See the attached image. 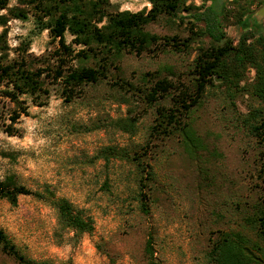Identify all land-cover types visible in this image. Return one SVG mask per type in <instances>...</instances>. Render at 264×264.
Segmentation results:
<instances>
[{
	"label": "rangeland",
	"instance_id": "1",
	"mask_svg": "<svg viewBox=\"0 0 264 264\" xmlns=\"http://www.w3.org/2000/svg\"><path fill=\"white\" fill-rule=\"evenodd\" d=\"M24 1L8 2L9 8L25 9L28 17H10L0 25V34L5 30L0 63L23 62L33 70L52 67L57 42L47 29H37ZM108 1L112 10L150 7L148 0ZM182 1L200 9L216 4L222 15L243 6L240 21L231 14L223 19L233 44L245 31L264 35V17L255 14L263 3L259 0ZM195 10L181 6L176 17L162 14L145 26L157 35H176L186 47L160 43L139 54L123 53L108 66L106 79L83 85L70 101L64 100L59 80L42 73L49 93L33 99L18 96L28 112L14 123L17 134L4 130L18 104L1 92L8 86L0 83V180L11 175L37 191L48 185L55 196L67 198L93 219V229L73 239L72 231L59 230L56 209L47 200L20 194L11 204L0 197V228L26 256L53 264H146L144 244L151 234L161 264H215L208 254L220 231L254 237L246 217L264 198V140L251 131V123L264 116V102L251 92L255 69L245 65L238 81L232 77L206 86L185 118L195 145L185 142L180 130L151 133L156 109L170 108L172 101L167 96L148 104L136 90L159 77L192 84L196 56L215 43L204 22L192 16ZM65 39L80 47L69 32ZM233 63L225 62L228 68ZM68 64L79 62L73 58ZM114 80L129 84L119 86ZM131 117L133 129H122L120 122ZM140 176L145 187L139 186ZM0 264L17 263L0 252Z\"/></svg>",
	"mask_w": 264,
	"mask_h": 264
},
{
	"label": "trees",
	"instance_id": "2",
	"mask_svg": "<svg viewBox=\"0 0 264 264\" xmlns=\"http://www.w3.org/2000/svg\"><path fill=\"white\" fill-rule=\"evenodd\" d=\"M261 3L264 0H259ZM9 0H0V9L7 8L8 13H0V25H6L10 17L26 19L27 13L23 8L8 7ZM32 10L37 29H47L51 39L56 40L54 49L56 65L45 68L31 69L25 63H0V83L7 84L1 92L10 100L16 101L18 109L12 110L10 123L4 130L10 134H17L14 126L20 115L27 114V106L22 105L18 96L25 94L29 98H41L49 93L41 77L42 73L51 80H59L65 101L79 96L83 85L97 83L106 79L108 66L123 53L139 54L150 45L162 43L170 45L177 50L180 46H187L176 35L162 36L148 31L145 26L157 20L162 14L176 17L177 11L183 6L185 10L196 8L192 16L204 22V31L213 38L214 44L202 49L196 56L193 65L194 81L189 86L183 82L175 83L166 77H159L148 87L136 89L141 93L143 101L153 104L158 99L170 96L172 107L160 106L156 109V120L152 124L151 133L165 132L170 134L173 130H180L185 142L198 143L193 139L189 120L185 118L191 108L197 105L207 85L216 80L234 79L241 77L240 67L250 65L255 69V81L252 93L264 102V35L254 37L252 31L243 32L237 43L223 30V19L231 14L235 21H240L244 14V7L237 10H226L220 14L216 4H208L200 9L199 6L186 5L182 0H148V9L132 12L129 10H112L108 0H26L24 1ZM72 35L71 42L79 44L74 48L66 42L65 33ZM253 38V39H252ZM252 39V41H251ZM250 40V41H248ZM5 46V30L0 34V50ZM76 58L78 65H70V59ZM227 59L234 61L229 68ZM228 73V74H227ZM231 75V77H230ZM230 77V78H229ZM124 80L112 81V84L124 86ZM129 84V83H126ZM10 86V87H9ZM37 102L44 104L41 99ZM256 120V119H255ZM135 124L134 117L120 122L124 130H132ZM252 133L264 140V116L259 122L251 123ZM147 164V163H146ZM147 167L150 168L149 165ZM264 173V154L260 165ZM151 175L150 170L146 171ZM146 179V177H144ZM139 186L145 187L142 177ZM20 194H33L38 198L47 200L56 209L57 226L60 231H72L73 239L93 229V219L81 208L76 207L65 197L55 196L54 191L45 185L43 191L32 190L15 181L11 175L0 180V197L11 204H16ZM142 205L145 194L140 192ZM146 209V208H144ZM248 225L252 228L254 237L243 231H220L212 240L209 258L215 264H264V198L257 202L254 211L246 217ZM0 252L12 257L17 264H53L48 260L37 261L26 256L21 249L0 228ZM146 264H161L154 255L153 238L148 234L144 244Z\"/></svg>",
	"mask_w": 264,
	"mask_h": 264
},
{
	"label": "water",
	"instance_id": "3",
	"mask_svg": "<svg viewBox=\"0 0 264 264\" xmlns=\"http://www.w3.org/2000/svg\"><path fill=\"white\" fill-rule=\"evenodd\" d=\"M255 14L259 18L264 17V2L258 7Z\"/></svg>",
	"mask_w": 264,
	"mask_h": 264
},
{
	"label": "flooded vegetation",
	"instance_id": "4",
	"mask_svg": "<svg viewBox=\"0 0 264 264\" xmlns=\"http://www.w3.org/2000/svg\"><path fill=\"white\" fill-rule=\"evenodd\" d=\"M264 2V1H263Z\"/></svg>",
	"mask_w": 264,
	"mask_h": 264
}]
</instances>
